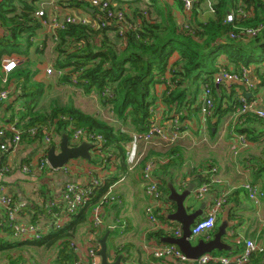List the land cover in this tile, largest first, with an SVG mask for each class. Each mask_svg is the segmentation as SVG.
I'll use <instances>...</instances> for the list:
<instances>
[{
	"label": "crops",
	"instance_id": "obj_1",
	"mask_svg": "<svg viewBox=\"0 0 264 264\" xmlns=\"http://www.w3.org/2000/svg\"><path fill=\"white\" fill-rule=\"evenodd\" d=\"M111 1L114 6L125 11L131 24L140 25L145 18L151 22H163L171 18L176 22L179 31L185 25L192 26L216 19L215 6L219 3V0H198L191 13L185 14L180 0ZM262 1L264 4V0ZM227 5L228 9L224 19L230 13L236 14V7L239 8L240 6H243L247 19L254 16V9L247 8L244 0H230ZM36 6L37 11H45L48 19H52L54 16L62 18L66 14H73L92 20L97 12V9L92 8L89 3L77 7L74 2L60 4L53 0H37ZM236 28L241 27L235 26V30ZM2 32L3 29L0 27V34ZM53 32L44 25L42 29L37 31L33 39L34 45L29 50V59H20L16 55L9 57L18 61L17 68L23 66L27 60L28 63L32 64L33 70L38 72L33 81L44 85V93L37 109L51 111L54 106H73L86 115L94 116L105 122L116 133L122 132L130 139L133 135L141 133L133 126L117 120L109 106L105 105L97 93L85 95L79 88L61 83L62 74L60 71L53 68L44 59L48 51L51 53L53 49L55 50L54 44L56 42L53 39ZM108 36L114 43L118 41L116 32H109ZM123 43L124 41L122 42L120 38L118 47L124 45ZM40 53L45 57L40 58ZM178 59V53H174L170 64ZM52 63L54 65L55 61L52 60ZM221 64L220 72L217 75L223 72H247L246 82L224 81L220 85L214 83L225 89V96L221 95L224 97L222 103L224 108L229 109L225 114L213 112L211 116H207L204 113L203 94L205 86H203L201 95L191 105L192 110L189 115L187 112L185 113L188 117L181 121L180 114H174L175 111H171V114L176 117L168 121V113L171 109L163 101V96L168 88L166 81L171 79L170 70L167 69L165 75L159 78V82L154 88L157 101L153 108L152 119L158 120L159 124L165 127L169 139L158 137L152 141L141 142L139 146L140 161L132 170L129 168L127 160V170L125 171L120 168V160L117 156H114L116 160L113 158L108 163L104 161L105 155L97 154L92 148L90 151L91 161L72 159L65 165L66 169L45 170L41 173H29V175L23 173V165H30V163L33 165L32 162L38 161L44 154L46 143L43 136H41L42 143L33 142L30 138L28 139V136H24L17 150L0 153L1 163H8L13 167L9 174L0 176V186L18 203L25 205L18 217L19 222L39 225L44 232L43 237L53 232L54 217L52 214L60 212L64 208L62 192L67 183L87 185L94 173L104 178L101 187L112 181L110 182L112 185L102 197L109 193L116 196L115 202L103 208V224L97 238L93 237L92 231L93 214L99 201L91 206L87 222L79 226L71 237L58 241L53 238L49 244L43 246L31 244V240L25 241L15 238L7 225L5 211L0 207V245L3 247L4 245L13 246L6 250H0V264H92L93 262L102 264V258L99 254L101 250L100 240L106 235L108 236L107 258L109 263H114L121 258V264H173L172 258L156 259L152 250L170 244L165 239L174 237L173 228L176 229L181 226L178 222L170 219V215L177 210L176 203L169 200L170 189L175 188L182 192L192 184L195 185V188L190 198L185 202L188 213L199 209L202 203H206L204 213H207V210L212 207L218 197L225 193L228 195V203L222 208L217 221V226L223 221L229 222L228 234L223 241L232 248L230 251H226L229 254L224 256L241 253L245 249L246 240H253L264 247V172L259 173L257 171L258 167L262 165L260 159L263 157L264 139L262 138L259 142H252L248 138L250 146L246 149H237V143H235L237 134H245L239 133L238 130L244 127L249 119L240 123V119L237 118V110L240 106L239 98L245 96L254 102L258 108L264 109V63L251 68H242L238 71L233 66L227 65L224 58H221ZM49 68H52L59 76L60 80L57 82L62 85L61 87L68 85L67 100L63 103H59L58 99H53L47 102L48 105H46L47 103L43 105V101L50 98L52 93L50 77L46 73ZM10 77L9 83L6 85L11 91L10 98L0 104V130H8L14 124L25 129L23 128L25 120H21V116H23L21 108L19 106L11 107L16 99V84L10 81ZM213 97L215 100L214 93ZM192 98L190 96L187 99L192 100ZM95 100L99 105L95 104ZM234 100H237V105L233 104ZM199 107H202L201 112H197ZM194 110L196 111L194 112ZM176 119L181 123L182 129L178 138L173 139L175 138L173 121ZM36 126H46L53 132L52 144L57 151H60L59 141L61 143L62 137L57 136L53 124ZM33 127H29V129ZM245 135L247 136V134ZM7 139L0 137V143L6 142ZM71 140H73L72 136L70 137ZM76 145L79 144L74 146ZM129 147L130 143L126 146L127 152ZM106 154L112 157L110 153ZM149 161L155 163L154 174L163 192V199L160 202H154L160 210L157 226L152 224L146 214L147 206L154 204L145 193L143 181L144 167ZM212 167L218 169L217 176H219L221 184H216L203 200L197 201L194 198V192L210 176L209 170ZM247 182L257 185L263 193L259 203L253 202L243 188V184ZM69 220L70 217H67L65 224ZM217 226L216 228H218ZM216 228L208 234L192 237L191 241L193 244L198 243L199 240L209 241L217 232ZM95 242H97V246L94 244ZM92 249L97 250L98 257L95 259L89 255ZM49 252L54 253L53 258L51 255L48 256ZM39 260H42V263ZM250 264H264V252L255 253Z\"/></svg>",
	"mask_w": 264,
	"mask_h": 264
},
{
	"label": "trees",
	"instance_id": "obj_2",
	"mask_svg": "<svg viewBox=\"0 0 264 264\" xmlns=\"http://www.w3.org/2000/svg\"><path fill=\"white\" fill-rule=\"evenodd\" d=\"M229 1L219 0L215 6L216 19L190 26L194 36L179 31L171 18L163 22H151L145 18L138 27L125 30L123 35H120L119 26L115 24L102 29L67 24L64 29L57 31L58 40L55 43V67L63 72L61 83L79 88L85 95L96 92L117 120L133 126L138 132L148 129L157 101L154 88L167 69L171 72V82L174 85V89L167 88L163 96V101L171 109L168 121L176 117L171 111L180 114L181 121L185 120L188 117L185 113L189 115L191 105L201 95L203 86H209L215 94L214 112L225 114L229 111L222 104L225 89L214 84L222 65L221 58L237 71L264 63L263 1L244 0L247 8L254 9V16L248 19L237 17L235 22L224 24ZM36 2L37 0H0V27L3 29L0 34V73L6 58L16 55L20 59H29L33 39L43 27L42 22L35 17ZM74 5L82 7L85 2L75 0ZM235 26H263V29L253 39L232 40L229 32L235 30ZM109 32H116L117 40L121 38L124 45L118 47L119 42L111 41ZM174 53H178L179 59L170 64ZM26 62L27 60L23 66L16 68L10 77V81L16 84V99L11 107L21 108V120H25L23 128L27 130L39 124L51 123L57 136H69L71 146L70 137L79 128L101 135V151L106 156L104 161L109 163L117 156L120 168L126 171V146L132 139L122 132L116 133L105 122L86 115L73 106H54L51 111L37 109L44 93V85L33 81L38 72L33 70L31 63ZM190 96L193 97L192 100L187 99ZM233 104L237 105V100ZM197 110L201 112L202 107ZM238 132L247 134L252 142H259L264 139V120L249 118ZM41 136L31 140L42 143ZM44 150L42 157L46 156V149ZM106 153H110L112 157ZM262 155V165L257 170L259 173L264 172V149ZM110 182L112 181L100 190L97 189V195L72 213L69 222L63 227H53L50 235L33 240L31 244L43 246L53 238L58 241L71 237L79 226L87 222L91 206L112 185ZM11 247L13 246L0 245V250ZM213 253L229 254L226 251Z\"/></svg>",
	"mask_w": 264,
	"mask_h": 264
},
{
	"label": "built area",
	"instance_id": "obj_3",
	"mask_svg": "<svg viewBox=\"0 0 264 264\" xmlns=\"http://www.w3.org/2000/svg\"><path fill=\"white\" fill-rule=\"evenodd\" d=\"M55 3L69 4L75 0H53ZM81 2L89 3V5L97 9L96 16L92 20H88L84 17H78L73 14H66L62 18L59 16H54L52 19L46 18V13L44 10H38L36 12V17L42 22V25L50 28L53 32V39L57 42V31L65 28L67 24H80L86 25L93 29H102L110 25H118L120 30V35L124 34L125 30L133 29L138 27V25L131 24L127 15L123 9H119L113 5L111 0H79ZM198 0H180L185 14H190L194 9V6ZM237 17L246 18L247 14L244 11L243 6H240L237 13H230L226 16L224 24L233 23L236 21ZM263 29L260 27H244L236 28L229 32V37L232 40L241 39H253L256 37ZM181 31H185L187 35L194 36V31L189 25H185ZM18 61L15 58H9L3 62L2 70L0 74V104L8 100L11 95L10 89L6 87L9 83V77L11 73L17 68ZM47 75L50 77L54 74L52 68L46 70ZM62 74V71H60ZM165 80V79H164ZM247 80V72L242 73H229L223 72L217 75L214 83L220 85L224 81L237 82ZM166 86L172 90L174 88L171 79L166 81ZM105 95V94H103ZM239 108L237 110V118L240 119V123H243L248 118L256 117L258 119L264 120V109L258 108L254 102L248 100L245 96L239 98ZM203 106L204 113L207 116H211L214 112L215 100L213 97L212 89L209 86L204 87L203 94ZM173 139L178 138L179 132L182 129V125L178 119L174 120ZM10 136H9V135ZM43 136L44 142L46 143V156L40 157L38 161H33V165H23L22 171L25 174L29 173H41L45 170L58 171L61 169H66V166L62 168H52L48 161V151L53 146V132L46 126H35L30 129H20L17 125L11 126L8 130H0L1 138H8L6 142L0 143V153L7 152L9 150H17L24 136H28L30 139H35L37 136ZM169 139L167 137V131L165 127L159 124L158 120L151 119L148 129L137 133L132 136L130 142V147L127 153V163L129 168L132 170L139 163V146L143 141H152L154 138ZM72 139L74 142H82L86 139L91 144H94L93 149H95L97 154H102L101 145L103 143V137L101 135L90 133L84 128H79L72 133ZM235 143H237V149H246L250 146V141L245 134H237ZM97 145V146H96ZM13 170V167L6 163L3 164L0 161V176H5ZM155 163L149 161L145 164L143 171V181L145 183V193L154 202H160L163 199V192L160 188V183L154 174ZM210 176H208L201 186L195 190L194 198L195 200H203L207 194L210 193L212 188L216 184H221L219 179L218 169L212 167L209 170ZM104 182L103 177H99L96 174H92L89 183L87 185H78L76 183H67L62 192V199L64 203V208L60 212H54L52 216L53 227L61 228L65 224V219L69 217L72 213H75L81 206L85 205L92 196L94 197L95 192L99 189ZM243 188L247 192L249 198L255 202L259 203L263 193L260 191L259 187L252 182H247L243 184ZM116 196L109 193L104 195L99 200L93 214V237L97 238L98 232L103 224L104 210L103 208L115 202ZM228 203V195L225 193L218 197L212 207L207 210L205 216L200 220L196 221L192 226V237H198L203 234H208L213 231L217 226V221L219 213L222 208ZM0 207L5 211L7 216V225L11 229L13 236L22 240H39L43 236V230L39 225L36 224H23L19 222L18 217L23 211L25 205L18 203L15 198L7 193H5L4 188L0 186ZM146 214L153 225L157 226L159 224L160 210L159 206L155 203L147 206ZM174 237L180 238L183 236L182 226L178 228H173ZM95 242L94 244L97 246ZM264 247L259 245L253 240H246L245 249L241 253H234L231 255H215L213 253L204 254L198 259H189L181 249L175 244H166L159 246L152 250V254L156 259L172 258L173 264H250L251 258L255 253H263ZM90 257L95 259L98 257L97 250L92 249L89 253ZM83 264V263H77ZM92 264H101L95 263Z\"/></svg>",
	"mask_w": 264,
	"mask_h": 264
},
{
	"label": "water",
	"instance_id": "obj_4",
	"mask_svg": "<svg viewBox=\"0 0 264 264\" xmlns=\"http://www.w3.org/2000/svg\"><path fill=\"white\" fill-rule=\"evenodd\" d=\"M93 144L83 141L79 145L71 146L69 143V136L64 134L60 143V151L56 150L55 146H52L48 151V161L52 168H62L72 159H83L91 161V149ZM195 185H189L184 191L179 192L175 188L170 189L169 200L173 201L177 205V210L170 215L172 221L181 224L183 229V236L180 238H167L165 241L170 244L177 245L181 251L192 260L198 259L204 254L213 253L215 251H230L231 246L223 241L227 236L229 222L223 221L217 228V232L214 237L209 241L199 240L198 243L193 244L192 239V226L199 219L204 217L206 203H202L199 209L188 213L185 202L190 198ZM107 238L104 236L100 240L101 250L99 252L102 258V264H121V258L114 263H109L107 258Z\"/></svg>",
	"mask_w": 264,
	"mask_h": 264
},
{
	"label": "rangeland",
	"instance_id": "obj_5",
	"mask_svg": "<svg viewBox=\"0 0 264 264\" xmlns=\"http://www.w3.org/2000/svg\"><path fill=\"white\" fill-rule=\"evenodd\" d=\"M117 42H119V41H117ZM56 47H57V44H54V48H56ZM40 55H41L40 58H44L45 57L41 53H40ZM44 59H45V62L50 63V65L53 66V68L56 69L55 64L53 65V63H52V60L55 61V59H56V53H55L54 49H53V51L51 53H49V51H48L47 56ZM49 80L51 81V84H52V93L50 95V98H48L46 101L45 100L43 101V105H45L47 102H49L50 100H53V99H58L60 101L59 103H63L64 101H66L67 100V95H68L67 91H69L68 90L69 89L68 85H66L65 87H61L62 85H59L58 82H57V81L60 80V78L55 72H54V74H52L50 76ZM95 93L96 92H93L92 94H95ZM95 104L99 105L97 100H95ZM46 105H48V103ZM80 143L81 142H74L73 140H71L72 146H74L75 144H80ZM59 144H60V141H59ZM50 255L53 258L54 253L53 252L52 253L49 252L48 256H50ZM39 261L42 263V260H39Z\"/></svg>",
	"mask_w": 264,
	"mask_h": 264
}]
</instances>
